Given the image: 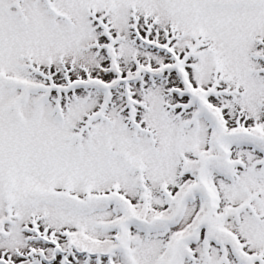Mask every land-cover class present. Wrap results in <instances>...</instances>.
<instances>
[{
    "label": "snow or ice",
    "instance_id": "obj_1",
    "mask_svg": "<svg viewBox=\"0 0 264 264\" xmlns=\"http://www.w3.org/2000/svg\"><path fill=\"white\" fill-rule=\"evenodd\" d=\"M0 264H264V0H0Z\"/></svg>",
    "mask_w": 264,
    "mask_h": 264
}]
</instances>
